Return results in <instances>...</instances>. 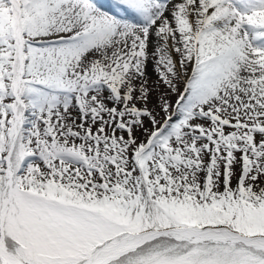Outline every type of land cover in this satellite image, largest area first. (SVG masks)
<instances>
[{"label": "snow or ice", "instance_id": "6c2138e0", "mask_svg": "<svg viewBox=\"0 0 264 264\" xmlns=\"http://www.w3.org/2000/svg\"><path fill=\"white\" fill-rule=\"evenodd\" d=\"M0 264H264V0H0Z\"/></svg>", "mask_w": 264, "mask_h": 264}]
</instances>
